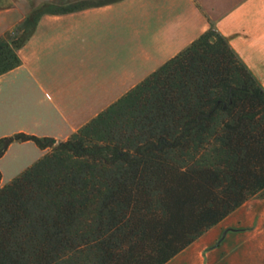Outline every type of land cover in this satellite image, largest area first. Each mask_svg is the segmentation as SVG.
I'll list each match as a JSON object with an SVG mask.
<instances>
[{
	"label": "trees",
	"instance_id": "obj_1",
	"mask_svg": "<svg viewBox=\"0 0 264 264\" xmlns=\"http://www.w3.org/2000/svg\"><path fill=\"white\" fill-rule=\"evenodd\" d=\"M48 7L0 37V74ZM14 141L47 152L0 186V264H167L264 197V87L213 28L67 139L2 136L0 157Z\"/></svg>",
	"mask_w": 264,
	"mask_h": 264
},
{
	"label": "crops",
	"instance_id": "obj_2",
	"mask_svg": "<svg viewBox=\"0 0 264 264\" xmlns=\"http://www.w3.org/2000/svg\"><path fill=\"white\" fill-rule=\"evenodd\" d=\"M88 1L0 0V37L49 6L18 50L21 63L0 74V137L67 139L209 28L264 87V0ZM46 152L10 143L0 186ZM167 264H264V198L245 201Z\"/></svg>",
	"mask_w": 264,
	"mask_h": 264
},
{
	"label": "rangeland",
	"instance_id": "obj_3",
	"mask_svg": "<svg viewBox=\"0 0 264 264\" xmlns=\"http://www.w3.org/2000/svg\"><path fill=\"white\" fill-rule=\"evenodd\" d=\"M91 1H93V2H98V1H100V0H89L88 2H85V3H89V2H91ZM83 4V3H82ZM259 198H264V197H259Z\"/></svg>",
	"mask_w": 264,
	"mask_h": 264
}]
</instances>
